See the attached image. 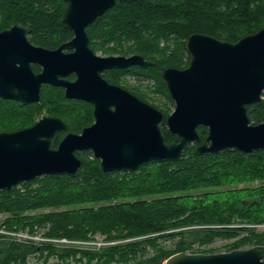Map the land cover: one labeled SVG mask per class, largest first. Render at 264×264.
<instances>
[{
  "label": "trees",
  "instance_id": "obj_1",
  "mask_svg": "<svg viewBox=\"0 0 264 264\" xmlns=\"http://www.w3.org/2000/svg\"><path fill=\"white\" fill-rule=\"evenodd\" d=\"M65 7L63 0H0V30L22 23L30 30V42L55 48L72 35L60 23ZM262 27L264 0H115L86 32L95 50L136 53L154 61L113 74L117 81L127 73L145 76L167 104L173 101L161 72L188 64L189 35L204 33L235 42ZM133 91L146 100L138 88ZM263 97L264 91L260 101L246 105L254 124L264 122ZM159 110L165 117L171 112ZM44 114L62 118L70 132L92 121L90 104L44 85L39 103L19 105L0 98V131L28 127ZM162 131L168 144L177 141L164 125ZM197 132L200 144L207 128L198 126ZM194 148L195 144L187 147L175 162L152 160L130 172H102L90 151L76 152L82 162L77 177L43 175L0 191V215H7L1 227L7 233L39 234L46 240L18 241L0 234V264H27L35 256L44 264L49 258L61 264L70 259L81 264H163L194 243L234 239L227 252L264 246V230L256 229L264 226V149L197 154ZM97 237L107 245L96 250H58L50 242H89ZM166 241L171 246H165Z\"/></svg>",
  "mask_w": 264,
  "mask_h": 264
},
{
  "label": "water",
  "instance_id": "obj_2",
  "mask_svg": "<svg viewBox=\"0 0 264 264\" xmlns=\"http://www.w3.org/2000/svg\"><path fill=\"white\" fill-rule=\"evenodd\" d=\"M60 23L71 39L55 49L32 44L22 23L0 31V98L25 105L40 102L42 84L60 86L67 98L93 104L95 121L81 133L67 132L62 118L50 114L14 131H0V191L43 175L75 178L81 168L77 151L89 150L102 172H130L152 160L177 161L190 145L197 154L233 148L243 153L264 149V122L252 123L246 105L264 91V27L235 42L193 33L185 40L189 55L183 68L167 67L161 79L173 110L163 112L127 90L111 85L103 69L154 65L141 54L99 56L89 47L85 28L114 6L115 0H63ZM71 49L69 52L64 50ZM32 64L41 67L40 72ZM74 72V81L64 77ZM163 125L174 134L168 144ZM198 126L207 128L202 143ZM163 264H264V246L212 254L177 253Z\"/></svg>",
  "mask_w": 264,
  "mask_h": 264
},
{
  "label": "rangeland",
  "instance_id": "obj_3",
  "mask_svg": "<svg viewBox=\"0 0 264 264\" xmlns=\"http://www.w3.org/2000/svg\"><path fill=\"white\" fill-rule=\"evenodd\" d=\"M103 53V52H101ZM100 51L98 54H101ZM110 54V53H109ZM145 88L147 91H144V96L146 98L145 101H147L149 104L152 106L158 108V109H163V110H168L172 111L174 108V103L167 102L166 104V99L164 98L163 95H160L156 90L155 87L153 86L151 81H146L145 82ZM264 98V97H263ZM257 185V183L250 184L249 186ZM240 187V186H239ZM7 217L5 214L0 215V234L2 235H8L12 239L18 240V241H23V240H32L35 242H46V240H42L39 234L33 236V237H28L26 234H11L7 233L4 228L1 227L2 221ZM258 231H263L264 226H260L256 228ZM183 230H188V229H183ZM234 239L231 240H215L213 243L208 244V245H203L199 246L198 244L194 243L191 244V248L186 251L185 253L189 254H212L213 253H219V252H227L228 250V245L233 242ZM187 242L191 243L192 239L187 238ZM101 238L97 237L93 241L89 242H73L69 244H57L56 243V248L58 250H63V249H68V248H76V249H83V250H92V249H99L102 246H98V244H102ZM55 244V243H54ZM165 246L169 247L171 246V241H166L163 243ZM246 249V248H245ZM78 258V256H77ZM62 262L57 259V258H49L46 264H61ZM66 263L68 264H81L77 263L74 260H66ZM27 264H44L43 259H38L37 256L35 257H29L27 260Z\"/></svg>",
  "mask_w": 264,
  "mask_h": 264
},
{
  "label": "flooded vegetation",
  "instance_id": "obj_4",
  "mask_svg": "<svg viewBox=\"0 0 264 264\" xmlns=\"http://www.w3.org/2000/svg\"><path fill=\"white\" fill-rule=\"evenodd\" d=\"M66 5H67V3H66ZM12 26V25H11ZM10 26V27H11ZM7 28H9V27H7ZM7 28H4V29H7ZM67 28V27H66ZM4 29H1L0 31H2V30H4ZM68 29V28H67ZM85 30H86V28H85ZM71 31V30H70ZM29 32H30V30H29ZM72 32V31H71ZM87 33V32H86ZM28 35H29V33H28ZM73 36V33H72V35H71V37ZM87 36H88V34H87ZM71 37L70 38H68L67 40H69V39H71ZM29 39V38H28ZM88 39H89V47L92 49V51H93V53L94 54H96V55H99V56H107V55H122V54H109V53H101L102 52V50H100V49H97V50H95V47H93V42H92V40H90V38L88 37ZM67 40H65V41H67ZM30 41V40H29ZM65 41H63V42H65ZM63 42H61V43H63ZM32 43V42H31ZM60 43V44H61ZM33 44V43H32ZM59 44V45H60ZM35 45V44H34ZM58 45V46H59ZM38 46V45H37ZM56 48V47H55ZM55 48H52V49H55ZM49 49V48H48ZM69 51H71V49H67V50H64V52H69ZM100 51V53L101 54H98V52ZM133 54V53H132ZM134 54H136V53H134ZM128 55H131V54H128ZM128 55H124V56H128ZM32 66V69L35 71V72H40L41 71V67L39 66V65H37V64H32L31 65ZM131 66H137V65H131ZM131 66H127V67H125V68H110V69H103V70H101V71H99L98 72V75L103 79V80H105L107 83H109V84H111V85H115V86H119V87H121V88H123V89H125V90H127L128 92H130V93H132L133 95H135L136 97H138L139 99H141L142 101H144L142 98H140V96H138L136 93H134V87H136V88H138L142 93H144V91H147L146 90V86H145V82L147 81H149V79L148 78H146L145 76H140V75H134V74H131V73H127V74H124V75H121L120 77H119V81H117V78H116V76H115V74H113V72L115 71V70H118V69H129ZM139 67V66H138ZM65 79H67L68 81H74L75 80V78H76V75H75V73L74 72H71V73H69V74H67L65 77H64ZM44 85H49V86H53V85H50V84H42L41 85V87H40V91H41V88L44 86ZM54 87H59V88H61L62 90H63V93H64V89L62 88V87H60V86H54ZM65 96V95H64ZM67 98V97H66ZM68 99H75V98H68ZM75 100H80V101H83V102H86V103H88V104H90V106H91V114H92V121L89 123V124H87V125H85V126H83L81 129H80V131H78V132H71V133H76V134H79V133H81V131H82V129L83 128H85V127H88V126H90L91 124H93L94 123V121H95V118H94V115H93V104H91L90 102H88V101H86V100H83V99H75ZM13 101V100H12ZM15 102V101H14ZM145 102H147V101H145ZM32 103H36V102H32ZM39 103V102H38ZM148 103V102H147ZM30 104V103H29ZM20 105V104H19ZM26 105V104H25ZM158 109V108H157ZM35 123V122H34ZM33 123V124H34ZM60 132H63V134H62V136H61V138L67 133V132H70V131H67L66 130V128L64 129V130H61ZM60 132H58V134L60 133ZM58 134H57V136H58ZM83 151H89V150H83ZM77 152H81V151H77ZM92 154V153H91ZM93 156V155H92Z\"/></svg>",
  "mask_w": 264,
  "mask_h": 264
},
{
  "label": "built area",
  "instance_id": "obj_5",
  "mask_svg": "<svg viewBox=\"0 0 264 264\" xmlns=\"http://www.w3.org/2000/svg\"><path fill=\"white\" fill-rule=\"evenodd\" d=\"M43 240V239H42ZM51 243H57V244H69V243H73V242H70V241H67V240H64V239H62V240H52V241H50ZM105 245H107V243H102V244H98V246L100 247V246H105Z\"/></svg>",
  "mask_w": 264,
  "mask_h": 264
}]
</instances>
